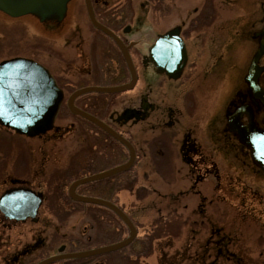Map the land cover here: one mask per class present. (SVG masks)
<instances>
[{
	"label": "rangeland",
	"instance_id": "374dc122",
	"mask_svg": "<svg viewBox=\"0 0 264 264\" xmlns=\"http://www.w3.org/2000/svg\"><path fill=\"white\" fill-rule=\"evenodd\" d=\"M73 6L81 17L82 4L76 1ZM186 12H181L179 21ZM26 17L0 19V63L22 57L45 68L50 64L59 75L64 71L69 85L107 73L103 71L105 39L98 38L95 51L97 44L85 30L82 46V42L66 44L65 37L42 31L38 18L25 21ZM165 20L170 27L172 18ZM72 27L69 22L65 33ZM96 54L98 66L88 75L83 60ZM229 81L230 96L237 83ZM210 89L207 103L199 100L200 112L184 117L180 125L193 128L203 139L206 121L213 120V128L207 130L213 141L203 153L216 170L200 173L201 177L190 172L192 168L180 157L181 133H174L178 127L160 133L147 128L148 135L136 142L142 155L131 173L78 188L81 195L112 199L137 228V238L129 248L99 256L95 264H264V174L251 164L246 149L218 132L226 90L221 80L210 81ZM98 96L101 101H115L108 112H120L126 105L124 94ZM59 113L55 125L60 131H50L40 139L0 126V197L17 187L31 188L44 197L37 223L10 227L0 223V264H33L62 243L73 242L76 249L88 250L118 243L129 235L108 209L68 196L74 181L91 175L87 172L90 160L98 163L92 168L100 170L114 163L102 161L111 159L112 149L119 154L121 147L64 107ZM121 161L127 160L122 157Z\"/></svg>",
	"mask_w": 264,
	"mask_h": 264
},
{
	"label": "flooded vegetation",
	"instance_id": "af4514ba",
	"mask_svg": "<svg viewBox=\"0 0 264 264\" xmlns=\"http://www.w3.org/2000/svg\"><path fill=\"white\" fill-rule=\"evenodd\" d=\"M30 1L32 0H10L9 6L21 8L24 3ZM66 1L44 0V3H39L26 15L25 21H27L26 19L38 18L42 31L46 34L54 33L65 37L64 41L66 44L71 41L76 44L82 42V44L80 43L82 46L86 40L85 30L93 37L94 40H91V42L97 44L95 45L97 47L95 51L99 47V37L106 41L104 42L105 47L103 50L106 68L103 71L107 73L103 72L104 75L100 74L97 77H90L87 78L88 80H81V78L76 81L77 83L74 82L73 85H69L67 78L64 76V71L59 75L50 64L46 68L63 94L60 112L64 107L70 115L77 117L84 124L98 129L102 134L109 137L112 142L121 147L119 154L116 149H112V154L110 153V156L112 155L111 159L104 158L105 160L102 161L106 164L107 160L108 162L113 160V164L97 170L92 168V166L96 167L98 163L96 164L94 160H90V167L87 172L94 175L115 169L130 159V153L125 146L110 137L108 133L95 123L82 115H75L71 111V105L80 112L101 121L110 129L126 138L135 153V163L132 168L140 158V155H142L136 142L148 135L150 132L148 131L149 128L158 130L160 133L166 129L178 127L179 129L176 128L174 133H181L179 138L180 157L182 162L192 168L190 172L201 177L200 173H210L216 170V164L209 162V157L203 153V149L207 152V145H209L207 143L213 141L210 139L211 133H209L210 138L207 134L208 128H213V120L211 122H208L209 120L206 121L203 129V139L199 138L193 128H183L180 122L184 121V117L191 116L196 111L200 112V99L204 98L207 103L208 94L210 95L211 90L210 81L212 80H221L225 87V97L221 100V106L225 114L228 105L235 99L237 106L241 105V102L252 104L251 98L257 95L252 87L249 86L247 80L253 83L256 81L257 86L264 90V0ZM76 1L82 4L83 11L79 13L81 17H77V14H75L77 11L73 10V5ZM60 2L66 3L63 8L61 6V12L59 8ZM177 2L179 4L176 5ZM89 7L92 16H90ZM184 10L187 11L186 15L182 21H179L180 14ZM4 16L14 19L10 16L8 17L6 12L0 10V19H4ZM167 17L172 18L170 27L169 22L165 20ZM41 19L44 21L41 22ZM69 22L72 23L73 27L65 33ZM23 23L25 24V22ZM95 23L122 42L131 59L132 68L127 64L122 51L114 39L102 29L96 27ZM83 25L87 26V29ZM169 33H173L172 37H178L182 41L186 54L185 61L182 63L181 57L185 55L181 52L180 42H176L173 45L177 50V52L173 53L177 55L175 61L183 65L181 72L176 78L158 70L150 55V48L155 42ZM98 60V54L90 57L87 62L83 60L85 66L89 67L87 68L88 75L95 71V67L98 66L96 63ZM170 60L172 58L167 61ZM165 61L166 59H161L159 63L163 64ZM120 64L122 68H120ZM132 71L135 75L134 81ZM79 75L81 73H76L74 76ZM83 76L85 78V75ZM229 80L237 83L234 87L235 90L233 89L230 96L228 94ZM79 83L82 85L78 86ZM123 85H131V87L119 93H86L71 101L76 92L87 88H113ZM123 94L125 95L124 101H126V105L120 112L116 110L108 112L115 101L108 100V98L101 101L100 96H98L115 97ZM123 114H126V117L122 118ZM225 114L223 118L219 119L220 121L218 120V132H221V136L226 140L229 134L226 129ZM255 114L257 122L260 116L261 118L264 117V114H260L257 111H255ZM262 123L264 124V118ZM122 129H126V131L123 133ZM53 131L58 133L60 127L55 125ZM215 135H217V131ZM122 157H125L127 161L123 163L121 161ZM132 168L117 175L131 173ZM202 169H205V171ZM78 188L76 193L81 195L78 193ZM97 196L95 198H101L116 204L112 199ZM0 223L6 227L20 224L4 218L1 213ZM61 249L62 251H60ZM82 251L86 250L76 249L73 242L70 244L62 243L54 252L48 253L33 264H37L49 257ZM99 256L82 259L64 258L53 264H95L94 260Z\"/></svg>",
	"mask_w": 264,
	"mask_h": 264
},
{
	"label": "water",
	"instance_id": "95a60500",
	"mask_svg": "<svg viewBox=\"0 0 264 264\" xmlns=\"http://www.w3.org/2000/svg\"><path fill=\"white\" fill-rule=\"evenodd\" d=\"M43 1L44 0H32L24 3L21 8H13L9 6L10 0H0V10L6 12L8 17L20 18L28 15L36 5L44 3ZM66 3H59L60 12L62 11L63 5L65 6ZM89 11L90 16H92L90 7ZM40 21L43 22L44 20L41 19ZM95 26L102 29L114 39L122 51L127 64L132 68L131 59L122 42L100 25L95 23ZM172 34L173 33H169L159 38L150 48V55L156 63L155 65L158 70L166 72L170 77L176 78L181 72L183 65L175 61L177 55L173 53L177 52V50L173 45L176 44V42H180L181 52L185 55L181 57L182 63L185 61L186 54L183 49L182 41L178 37H172ZM171 58L172 60L167 61ZM161 59H166V61L160 64L159 62ZM132 76L134 81L135 75L133 71ZM247 83L252 87L257 96L251 98L252 104H244L241 102V105L237 106L236 99L230 102L225 114L226 129L229 136L237 142L239 148L241 150H247L251 164L264 174V148L261 147L260 140L261 137H264V127H262L264 125L262 123L264 117L261 118L260 116L257 122L255 114V111L264 114V90L257 86L256 81L253 83L247 80ZM129 87H131V85L113 88H87L76 92L71 98V101L86 93H119L128 90ZM62 100L63 94L56 81L50 72L37 62L27 58L16 57L0 63V126L12 130L20 136L41 138L54 129ZM71 111L75 115L86 117L116 141L125 146L130 153V160L126 164L110 171L76 180L69 188V196L75 202L97 205L111 210L128 228L129 235L123 241L112 245L63 256H53L37 264H53L64 258L82 259L116 252L129 247L137 237L136 227L119 207L100 198L81 196L76 193V189L82 185L100 181L128 171L134 165L135 161V153L132 145L104 123L80 112L72 105ZM125 115L126 114H123L122 118L126 117ZM42 204V194L29 188H12L7 190L0 197V213L4 218L16 223L25 222L27 220L36 223ZM60 251H62V249Z\"/></svg>",
	"mask_w": 264,
	"mask_h": 264
},
{
	"label": "snow or ice",
	"instance_id": "6c2138e0",
	"mask_svg": "<svg viewBox=\"0 0 264 264\" xmlns=\"http://www.w3.org/2000/svg\"><path fill=\"white\" fill-rule=\"evenodd\" d=\"M260 140H261V147L264 148V137H261Z\"/></svg>",
	"mask_w": 264,
	"mask_h": 264
}]
</instances>
